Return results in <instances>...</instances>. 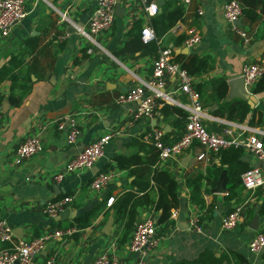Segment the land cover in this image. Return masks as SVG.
Segmentation results:
<instances>
[{
	"label": "crops",
	"instance_id": "obj_1",
	"mask_svg": "<svg viewBox=\"0 0 264 264\" xmlns=\"http://www.w3.org/2000/svg\"><path fill=\"white\" fill-rule=\"evenodd\" d=\"M225 1L193 0L186 8L182 0H163V5L158 0H120L112 30L94 36L93 42H89L79 33V28L87 26L97 0H25L27 17L8 39H0V72L13 69L0 81V219L13 227L16 241L55 230L74 231L50 241L35 264H43L52 257L57 264H93L103 253L116 257L121 264H132L140 258L129 249L135 226L151 212L159 221L161 212L146 206L133 207L135 198L142 194L136 192L129 170L119 167L117 157L149 154L152 144L147 136L153 128L163 129L164 139L170 143L183 132L185 121L172 111L165 116L162 102L151 119H134L137 105H119L116 100L150 80L161 48H172L176 61L180 56L188 60L192 55L209 59L211 69L194 77L208 111L209 118L204 124L209 132L231 129L240 133L241 127L264 132V90L257 91L261 83L252 87L257 100L253 107L248 98L231 96L229 86L225 100L217 103L213 98L214 81L224 80L228 85L241 76L243 66L249 62L264 68V0H238L244 7L240 25L252 39L249 45L229 30L223 14ZM151 2L159 6L155 16L145 11ZM172 3L182 6L183 20L165 30L164 21L158 16L166 4ZM199 8L204 11L202 17L197 15ZM61 15L66 16L63 23ZM155 21L161 33L156 32ZM192 26L199 29L202 41L185 52L186 36L178 27L186 31ZM148 27L157 40L145 43L141 32ZM61 36H66L65 40L60 41ZM88 48L93 49L92 54L87 52ZM18 60L22 64L16 66ZM15 77L21 82L31 80V91L12 92ZM163 91L174 100L169 106L184 110L181 105L188 98L179 92L176 81L168 79ZM237 100L245 101L250 108L243 121L229 119L228 107L224 106ZM218 109L224 116L215 115ZM66 118L73 119L80 129L76 145L68 144L66 132L58 129V123ZM109 132L119 134L92 170L55 181L54 175L85 146ZM35 135L42 138L43 151L18 165L15 155L18 145ZM261 139L264 141V133ZM233 150H239L238 155ZM204 152L203 147L194 144L178 160L161 163L158 160L153 166L176 178L180 203L167 222L159 221L162 239L158 249L142 259L149 264H181L210 251L222 257V264H264V251L253 254L248 248L249 240L264 230V188L249 192L241 180L244 172L258 165L256 157L249 151L230 148L219 156L209 154L205 160H198ZM106 171L114 172V179L103 191L95 192L91 188L95 175ZM223 174L225 192L217 193ZM198 181L201 182L199 200L194 195ZM64 197L72 198L68 208L55 219L48 217L44 213L46 205ZM111 198L114 202L124 199L125 212L118 222L114 203L108 205ZM245 203L248 213L244 223L233 231H222L223 217ZM197 213L202 214L200 233L190 223ZM87 214L90 216L85 217ZM86 220L89 224L81 227ZM110 221L113 222L107 233Z\"/></svg>",
	"mask_w": 264,
	"mask_h": 264
},
{
	"label": "built area",
	"instance_id": "obj_2",
	"mask_svg": "<svg viewBox=\"0 0 264 264\" xmlns=\"http://www.w3.org/2000/svg\"><path fill=\"white\" fill-rule=\"evenodd\" d=\"M193 0H182L184 7L191 5ZM118 0H97L96 9L90 18L87 26L79 28V33L89 42H93V37L109 33L116 21V7ZM155 5L156 11L152 13ZM145 11L150 16L159 13V6L156 2H151L145 7ZM223 14L229 30L237 33L244 41L245 45L251 43L249 32L237 22L244 17V7L238 0H226L223 7ZM28 15L25 0H0V39L6 40L10 37L13 29L20 24ZM197 15L202 17L204 11L199 8ZM60 22L66 20L65 15H61ZM178 31L186 36L183 46L192 50L202 41L199 29L195 26L186 31L178 27ZM145 43L157 40L151 28H145L141 32ZM66 36L59 37L60 41L65 40ZM89 54L93 53L92 48H88ZM244 80L246 87H254L263 77L264 68L255 62L246 63L242 68L240 76ZM173 79L178 85L179 92L188 98L185 105H181L187 112L185 127L183 132L175 137L170 143L165 142V132L163 129L153 128L147 136L150 143L159 152V162L168 160H178L194 144L204 148L205 152L198 156L202 161L209 154L219 156L223 151L236 148L243 149L252 153L258 165L251 167L243 173L241 180L244 188L249 192L264 188V141L261 139L262 130H251L241 127V131L233 132L225 129L223 132H209L204 124L209 118L207 109L204 108L201 96L195 87L194 77L185 70L181 63L174 59L172 48H161L156 55L152 67L150 80L142 86L133 88L121 94L116 103L119 105L135 103L137 108L133 113L134 119L152 118L155 109L162 103H173L174 100L169 93H165L167 80ZM2 110L0 105V120ZM58 129L66 132L67 143L76 145L80 136V129L77 123L70 118H66L58 123ZM250 130V131H249ZM248 133L247 135H245ZM118 132H109L100 136L97 140L84 147L60 172L54 175L56 182H61L66 176L83 170H92L98 161L104 156L106 147L118 136ZM43 151V140L40 136H28L16 149V163L23 164L30 158ZM112 171L100 172L95 175L91 188L95 192L103 191L114 179ZM72 202L71 197H64L59 200L49 202L44 213L51 219L60 216ZM114 198L109 199L108 205L112 206ZM248 213L247 204H239L223 217L221 230L229 232L237 229L246 220ZM201 213H197L191 218V226L200 233ZM161 225L155 215L151 212L142 219L133 231L129 249L130 252L140 257L132 264H149L142 258L149 253H153L159 247L162 237L160 236ZM74 231L55 230L51 233L41 235L29 240H15L13 227L4 219H0V264H35V260L42 255L47 244L64 235H70ZM249 251L253 254H260L264 251V230L253 236L248 243ZM43 264H57L52 258L46 259ZM93 264H121L120 261L108 254L103 253L96 257Z\"/></svg>",
	"mask_w": 264,
	"mask_h": 264
},
{
	"label": "trees",
	"instance_id": "obj_3",
	"mask_svg": "<svg viewBox=\"0 0 264 264\" xmlns=\"http://www.w3.org/2000/svg\"><path fill=\"white\" fill-rule=\"evenodd\" d=\"M183 16L184 11L182 6L178 3H172L169 5L166 4L164 6L161 16L159 15L158 18L164 21L165 30H167L175 26L179 21H182ZM157 21L154 22V27L158 34V32H161L157 27ZM147 45L146 47H149ZM151 45L154 46V44ZM183 58L184 56H180L177 61L181 63L182 67L187 70L193 77L202 75L211 69L210 61L208 58H200L196 55H192L188 60H183ZM20 61L21 60H18L17 64L15 65H21L22 61ZM12 71L13 69H11V67L9 69H3L0 72V81L1 79L6 78ZM214 83L215 90L213 93V98L217 103H219V101L225 100L228 92V85L226 81H219V79L217 81H214ZM258 83H261V86L257 89V91L264 90V77ZM31 87L32 82L29 79H25V81L22 82L16 77L12 79V92H14L16 89H20L23 91V94H27L31 91ZM195 87L199 92L202 101L200 87L197 84L195 85ZM224 104L226 108L228 107L227 110L229 113V119L243 121L250 113V108L245 101L237 100L234 103ZM163 105L165 116L168 115L169 111H172L173 113L179 115L183 121H186L188 115L186 111L175 106H169L166 103H164ZM224 106L222 107V111H224ZM215 115L224 116V112L222 113L218 109L215 112ZM182 131H180L179 133H181ZM164 140L165 142H167L166 139ZM149 148L151 150L150 153L145 154L144 156H140L138 153L132 155H120L117 157V163L119 167L129 170L130 175L134 177L133 183L136 187V192L142 194L141 196L135 198L133 207L135 208L137 206H146L154 208L156 211H160L161 215L159 221L160 223H164L170 219L171 212L179 207V183L176 178L168 171L153 169V166L159 160V152L153 145H150ZM233 153L236 156L238 155L239 150H233ZM227 163L230 164V160H228ZM200 183L201 182L199 181L196 182L194 187V195L197 200H199L198 198L200 197ZM123 201L124 199L120 198L113 204L116 222L119 221L120 217L125 212L126 207L125 205H123ZM89 216L90 214H87L85 217ZM84 222L86 223L80 224L81 227L87 226L89 224V221L87 220ZM222 262V257H216L214 253L205 251L197 259L193 261H183L181 264H222Z\"/></svg>",
	"mask_w": 264,
	"mask_h": 264
},
{
	"label": "water",
	"instance_id": "obj_4",
	"mask_svg": "<svg viewBox=\"0 0 264 264\" xmlns=\"http://www.w3.org/2000/svg\"><path fill=\"white\" fill-rule=\"evenodd\" d=\"M120 2V0H118V3ZM160 5H163V0H158ZM117 8V7H116ZM240 22H237V25H239ZM185 52H188V49H184ZM230 90V95L233 97H238V98H243V99H249V105L251 107L255 106L257 100L253 95V90L251 87H246L244 84V80L241 77H238L236 79H233L231 81H229L228 83ZM226 185V178L224 177V174L221 177L220 183H218V189H217V193H224L225 192V188L224 186ZM219 187H222V189H219ZM220 190V191H219ZM113 221H110V223L107 225V233L110 232V227L112 225ZM258 223V218H255L254 224L257 226ZM255 228V227H254Z\"/></svg>",
	"mask_w": 264,
	"mask_h": 264
},
{
	"label": "clouds",
	"instance_id": "obj_5",
	"mask_svg": "<svg viewBox=\"0 0 264 264\" xmlns=\"http://www.w3.org/2000/svg\"><path fill=\"white\" fill-rule=\"evenodd\" d=\"M152 13L154 14L155 13V11H156V7H155V5H153V7H152Z\"/></svg>",
	"mask_w": 264,
	"mask_h": 264
}]
</instances>
